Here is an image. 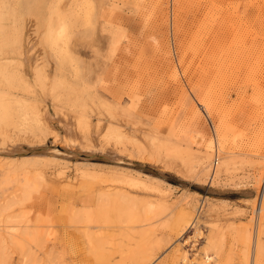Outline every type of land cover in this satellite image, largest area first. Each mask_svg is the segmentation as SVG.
Here are the masks:
<instances>
[{
	"label": "rangeland",
	"instance_id": "rangeland-1",
	"mask_svg": "<svg viewBox=\"0 0 264 264\" xmlns=\"http://www.w3.org/2000/svg\"><path fill=\"white\" fill-rule=\"evenodd\" d=\"M0 65V264H264V0H0Z\"/></svg>",
	"mask_w": 264,
	"mask_h": 264
},
{
	"label": "bare ground",
	"instance_id": "bare-ground-1",
	"mask_svg": "<svg viewBox=\"0 0 264 264\" xmlns=\"http://www.w3.org/2000/svg\"><path fill=\"white\" fill-rule=\"evenodd\" d=\"M65 32V27L62 26L60 29H59V32L58 34L59 35H63ZM3 67H1L0 65V74L2 75L4 72H3ZM5 71V70H4ZM1 77V76H0ZM3 100H4V97H2L0 95V117L2 115V112H3V109H4V103H3ZM38 117H40L41 115V118L45 119L47 122H49L55 129V135H54V143H62V147L65 148L66 151H73L75 152L76 150H78L79 148V144L78 141V138L77 136L75 135L74 132H72L71 128H69L68 126V123H66V121L64 122L61 118H57V117H53L48 111H44L42 112L41 114L40 111L38 110ZM65 120V119H64ZM68 121V120H67ZM69 122V121H68ZM58 123H60V126L58 125ZM71 124V122H69ZM71 127V126H70ZM121 133V132H120ZM125 137V135H124ZM192 139H193V142L195 143H199L200 139L202 140V136H198V135H193L192 136ZM233 141H236L237 140V137H233L232 138ZM216 144V142H214ZM17 146H20V144L18 145H14L13 146V149H16ZM213 146V142L210 143V147L212 148ZM23 147V146H21ZM56 152H61L60 150H57ZM216 161H217V155H216ZM218 167L216 168V166H212V171L216 173ZM133 179H140L139 176L137 177H132ZM263 195V194H262ZM264 202V196H263V199H262V202ZM261 210H262V205H261ZM263 212V211H262ZM208 259L210 260L211 258L208 257Z\"/></svg>",
	"mask_w": 264,
	"mask_h": 264
}]
</instances>
